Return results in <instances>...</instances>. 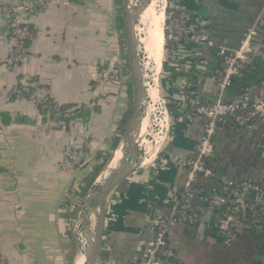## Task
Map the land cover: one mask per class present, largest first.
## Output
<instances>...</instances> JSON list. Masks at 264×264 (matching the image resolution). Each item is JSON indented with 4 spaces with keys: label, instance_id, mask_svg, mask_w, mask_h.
Segmentation results:
<instances>
[{
    "label": "crops",
    "instance_id": "crops-1",
    "mask_svg": "<svg viewBox=\"0 0 264 264\" xmlns=\"http://www.w3.org/2000/svg\"><path fill=\"white\" fill-rule=\"evenodd\" d=\"M22 1L0 0V264H69L57 256L71 245L70 218L61 202L76 179L60 170V161L66 146L87 145L93 156L105 150L117 122L130 109L123 57L118 54V67L109 63L118 46L116 19L119 11L123 15L124 0H53L26 13L31 39L23 60L12 66L7 60L13 40L3 8ZM263 3L171 0L168 7L183 13L189 27L206 33L213 46L183 43L175 61L163 60V100L178 104L168 114L163 144L108 197L99 264H137L152 236V215L167 214L178 200L185 168L171 158L185 160L192 154L202 124L194 107L218 98L235 100L242 87L250 88L249 98L256 99L264 60L219 95L215 50L236 48ZM23 84L47 90L44 108L11 93ZM238 118L228 120L213 137L210 175L191 184L194 195L188 204L198 212L197 222L167 230V244L178 264H264V200L257 204L255 227L237 226L234 241L225 246L215 226L217 215L202 199L218 177L264 181L263 127L255 120L241 125Z\"/></svg>",
    "mask_w": 264,
    "mask_h": 264
},
{
    "label": "built area",
    "instance_id": "built-area-1",
    "mask_svg": "<svg viewBox=\"0 0 264 264\" xmlns=\"http://www.w3.org/2000/svg\"><path fill=\"white\" fill-rule=\"evenodd\" d=\"M53 0H23L13 7L3 8L8 19L7 32L13 40V47L8 55V63L18 65L24 58V46L31 39V32L25 25L24 16ZM175 16L169 17L165 27V39L170 44L165 53L168 60L175 61V52L183 43L211 47L212 42L206 33L191 29L185 15L176 11ZM111 52L116 58L118 46L114 45ZM219 60V69L215 76V88L220 95L232 85L233 79H242L244 71L254 69L257 62L264 60V3L253 21L245 28L244 33L234 49L218 47L215 50ZM110 56L109 63L115 66L116 60ZM108 61V59H107ZM115 61V62H114ZM119 62V60L117 61ZM119 64V63H118ZM250 88H243L235 100L222 101L220 98L213 103H201L194 107L193 112L202 119L201 131L194 143L192 154L185 160L172 157L171 161L185 168L184 182L178 191V200L174 201L165 215L154 213L150 219L152 236L145 244L137 264H178L167 244V230L177 223L192 224L197 222L199 215L188 204L193 197L191 184L201 177L210 175L207 159L213 153L212 140L215 134L221 132L228 120L239 115L238 122L247 125L250 121H259L264 131V80L259 82L258 95L251 100L248 96ZM11 93L25 97L37 106L44 108L48 103V93L44 87L15 86ZM93 158L88 146H66L62 152L60 170L74 172L86 166ZM252 195V198H250ZM230 200L231 208H223V202ZM207 207L217 215L216 227L222 234V244L229 246L235 238V229L241 226L251 230L256 225L257 212L254 205L264 200V187L259 188L248 182H236L224 177L213 180L211 192L202 198ZM247 201L245 203L244 201ZM238 202V205H236ZM216 210L218 212H216ZM249 212L246 218V212Z\"/></svg>",
    "mask_w": 264,
    "mask_h": 264
},
{
    "label": "water",
    "instance_id": "water-1",
    "mask_svg": "<svg viewBox=\"0 0 264 264\" xmlns=\"http://www.w3.org/2000/svg\"><path fill=\"white\" fill-rule=\"evenodd\" d=\"M149 1L124 0L122 5V33L131 88V104L119 141L112 153L107 169L105 173H101L102 178H99L101 176L99 175L92 182L82 198L76 215L73 234L77 254L82 257L80 264H99L108 197L118 184L145 159L144 150L139 146L137 138L146 110V104L148 103L146 78L143 68L146 54L144 46L140 42L143 36L138 34L137 29H142V13ZM162 101L163 98L160 99V102L166 117ZM116 150H118L119 156L111 164ZM88 212H92L90 238L85 235V227H87L86 214Z\"/></svg>",
    "mask_w": 264,
    "mask_h": 264
},
{
    "label": "bare ground",
    "instance_id": "bare-ground-1",
    "mask_svg": "<svg viewBox=\"0 0 264 264\" xmlns=\"http://www.w3.org/2000/svg\"><path fill=\"white\" fill-rule=\"evenodd\" d=\"M163 8L164 0H150L142 13V29H137L138 34L143 36L140 42L144 46L146 54L143 68L148 100L137 140L139 146L144 150V160L146 161L149 160L155 152L156 147L161 143L166 128V117L158 97L157 85V76L161 66ZM118 156L119 152L116 150L111 164L115 162ZM99 178H102V175ZM86 219L87 227H85V235L90 238L92 212L86 214ZM81 260L82 257L77 254L74 264H80Z\"/></svg>",
    "mask_w": 264,
    "mask_h": 264
},
{
    "label": "trees",
    "instance_id": "trees-1",
    "mask_svg": "<svg viewBox=\"0 0 264 264\" xmlns=\"http://www.w3.org/2000/svg\"><path fill=\"white\" fill-rule=\"evenodd\" d=\"M120 12V16L117 17L116 19V25H117V28L119 29L120 33H121V44L123 45V15L121 14V11ZM177 14L176 11H173L171 10L169 7L166 8L165 10V20H164V23H165V26L168 24V20H169V17H172V16H175ZM163 35L166 37V30L164 28V31H163ZM169 46L170 44L167 42V40L165 39V44L163 46V49H164V53H167V51L169 50ZM260 65V62H257V64H255L254 66V69L252 70H245L244 71V75L243 77L245 76V74H247L248 72H252V71H256L258 69ZM123 67L125 68V76L127 78V61H126V55H124V58H123ZM161 69H165V64L164 62H162L161 64ZM242 77V78H243ZM128 80V79H127ZM241 80V79H240ZM239 80L238 79H233L232 80V84L233 83H237ZM128 85V88L130 90V87H129V81L127 83ZM245 88V87H242L241 88V91L242 89ZM240 91V93H241ZM239 93V94H240ZM187 92L184 91V95H186ZM201 103H208V102H201ZM178 102H175L173 100H169V102L167 104H165V109L167 111V113H171L173 112L174 108L177 106ZM129 107H130V104H129ZM128 107V108H129ZM128 113L129 111H127L123 116L122 118L117 122L116 124V127H115V130L114 132L111 134L110 138H109V141H108V146L105 150H102V151H98L92 158V161L93 164L90 166L91 168V172H87L88 174H85V176H83V178L80 180L82 185L79 186V190L78 192L76 193L79 197V204H81V201H82V198L83 196L85 195L86 191L88 190V188L90 187V185L92 184L93 180L96 178L97 174L99 173V171L102 169V167L104 166V164L107 162V159L110 157V154L111 152L115 149L118 141H119V138H120V135H121V132L123 130V127H124V124H125V121L127 119V116H128ZM226 128V124L224 125L223 129L224 130ZM206 162L208 163V167H209V162H210V159H207ZM250 184H254L256 186H258L259 188H263L264 187V181H260V182H256V183H252V182H248ZM250 198H252V195H250ZM65 202L67 201L66 199L64 200ZM245 203L248 204V202L245 200L244 201ZM232 207V204L230 203V200L227 198L226 200H224L223 202V208L222 209H225V208H231ZM254 210H256L257 212V217L259 216V209L257 206L254 205ZM195 214H198L197 211L193 210ZM216 212H218L216 210ZM246 212V218L248 217L249 215V212L248 211H245ZM68 216H72L71 213H68ZM194 223L192 224H189V225H193ZM100 257L103 258V253L101 252L100 254ZM70 260V258H69Z\"/></svg>",
    "mask_w": 264,
    "mask_h": 264
},
{
    "label": "rangeland",
    "instance_id": "rangeland-1",
    "mask_svg": "<svg viewBox=\"0 0 264 264\" xmlns=\"http://www.w3.org/2000/svg\"><path fill=\"white\" fill-rule=\"evenodd\" d=\"M131 1V0H130ZM171 3V0H164V8H163V20H162V35H163V31H164V28L166 27L165 26V23H164V20H165V10L166 8L170 5ZM121 33L119 31V34H118V52L120 53V55L124 58V55H125V45H124V42H123V45L121 44ZM164 38V39H163ZM163 38H162V53H161V64L163 62V60L165 59V53H164V49H163V46L165 44V36L163 35ZM120 42V43H119ZM114 49V48H113ZM113 60H116V63H115V66L118 67V56L116 58V55L115 57L112 55L111 56ZM110 59V58H109ZM115 62V61H114ZM161 66H160V69H159V72H158V76H157V85H158V97L159 99L163 98V94H164V90H163V86H162V82H161ZM127 71V70H126ZM123 72L125 73V68L123 67ZM123 73V74H124ZM126 75V74H125ZM126 77V76H125ZM127 79L129 81V75H128V72H127ZM164 99V98H163ZM164 104V109H165V100L162 101ZM165 112H166V128H165V133H164V137L162 138V141L161 143L158 145V147H156L155 150H157L164 142L165 138H166V135H167V129H168V113L165 109ZM151 144V143H150ZM142 148V147H141ZM143 150V148H142ZM114 151V150H113ZM113 151L111 152L110 154V157L107 159V162L104 164V166L102 167V169L99 171V173L97 174L96 178L101 175V173H104L107 169V165L109 163V160L112 156V153ZM94 161L92 162H89L88 164H86V167H88V170L87 172H91V165L93 164ZM87 172H81V171H74L73 173L71 172L72 175L75 176V179H76V182L74 183V185L71 186L70 190L67 192V194L65 195V199L67 200L66 202L65 201H62V210L65 212V213H71L72 216H68L70 218L69 220V229H70V235L68 237L69 241H70V246L68 248H63L61 252H59L57 254L60 255V257L62 258V261L61 262H67V263H71L74 261V259L76 258V255H77V251H76V248H75V244H74V234H73V228H74V224H75V220H76V215H77V212L80 208V205L79 204V197L78 195L76 194L78 192V188L80 185H82L81 183V179L83 178V176H85V174H88ZM95 178V179H96ZM94 179V180H95ZM93 180V181H94ZM64 199V200H65ZM70 258V260H69Z\"/></svg>",
    "mask_w": 264,
    "mask_h": 264
}]
</instances>
